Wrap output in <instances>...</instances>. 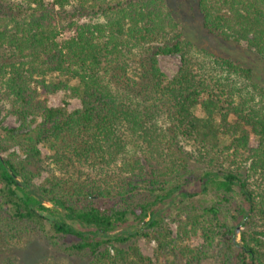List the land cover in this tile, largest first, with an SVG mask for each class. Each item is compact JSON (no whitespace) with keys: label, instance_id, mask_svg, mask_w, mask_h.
Instances as JSON below:
<instances>
[{"label":"trees","instance_id":"trees-1","mask_svg":"<svg viewBox=\"0 0 264 264\" xmlns=\"http://www.w3.org/2000/svg\"><path fill=\"white\" fill-rule=\"evenodd\" d=\"M24 2L0 0V103L20 120L0 117V253L41 230L54 245L74 238L65 247L87 264H264V85L253 69L185 38L169 0H75L72 13L71 0ZM193 9L210 34L264 61V0ZM85 13L98 18L80 22ZM168 54L181 58L171 78L158 59ZM58 90L81 108L50 106ZM40 145L56 170L35 186ZM84 166L92 174L72 176ZM208 193L209 204L196 199ZM176 197L186 218L174 237L155 206ZM191 234L202 243L185 244ZM139 238L157 242L154 257Z\"/></svg>","mask_w":264,"mask_h":264},{"label":"rangeland","instance_id":"rangeland-1","mask_svg":"<svg viewBox=\"0 0 264 264\" xmlns=\"http://www.w3.org/2000/svg\"><path fill=\"white\" fill-rule=\"evenodd\" d=\"M9 3L19 4L21 10H28V4L26 2L21 3L22 0H8ZM113 1V0H112ZM170 6L174 12L176 19L180 22L183 31L184 37L193 41L198 47L200 48H209L212 51L216 52L217 54L224 55L233 59H236L243 64L251 67L254 71V75L256 80H258L261 84L264 85V61L257 55L249 51L245 45L236 43L234 41H224L220 38L210 34L202 24V17L199 13L194 11L193 7L196 4L197 0H169ZM77 3L75 0H71L69 8H71V13L73 12V7ZM34 6V5H33ZM53 17L57 18L55 13L53 12ZM81 21H89V20H96L98 16L91 17L88 13H85L83 17H80ZM92 18V19H91ZM159 59V66L161 70L171 78L179 69L181 64L180 55L177 54H168V55H160ZM47 101L50 106H60L63 104H67L69 111L74 109L81 108L82 103L78 97L72 96L69 91L65 90H58L57 92L50 93L47 95ZM5 104L2 105L3 108L1 110V119L3 126L6 127H17L20 125V120L18 119L17 115L14 111H11V106L8 101L0 103ZM42 150V162L41 166V174L35 178L34 184L35 186H40L44 180L52 173V171L56 170V164H54L50 159H48L51 151L45 145H40ZM16 151L20 152V148L17 145L12 146L9 151ZM8 151L3 152L2 154L5 156ZM76 169H72V176H88V174H92L91 168L88 166H84L81 171ZM59 174V172L57 171ZM184 179V178H183ZM185 188L189 191H198L199 186L197 182L187 183ZM140 200L141 199H151L150 193L147 190L141 188L140 190ZM235 200L238 202H242V198L237 193L234 196ZM200 202L204 205H207L213 199L211 193L208 194H199L196 196ZM137 200V199H136ZM182 200L179 197H176L175 200L166 199L164 202L158 203L155 206V211L158 212V216L163 218L165 222L170 226L171 230L173 231V236H178V222L181 218L185 220V215L181 216L180 218L177 217L179 212V208L184 206L186 201ZM49 206L50 203L46 202ZM147 220V219H146ZM129 223L132 227L142 226L144 222L140 224L137 222L136 219L132 215H129ZM240 227V231L242 226ZM236 227V229H237ZM236 234L239 236L240 232ZM47 235L44 234L43 231L38 230L37 233H34L31 237L26 234V238L23 239L20 246L23 247H15L11 245V248L4 253H0V258H4V256L13 258L14 261H20L22 264H87L89 257L86 253H74L70 254V251L66 249L65 245H69L70 243L74 242V238L64 237L61 239L59 244L54 245V241L46 237ZM59 236V235H58ZM59 238V237H58ZM57 238V239H58ZM203 241V238L199 234H191L189 238L184 240L185 244L190 246H198ZM138 245L143 252V254L147 256L154 257L155 250L157 247V242L152 240L148 242L144 238L138 239ZM3 245H1L2 247ZM6 246V245H5ZM0 247V248H1ZM232 256V255H231ZM231 256H228L229 260ZM228 260V261H229ZM227 261V262H228ZM216 263V261H215ZM213 261L205 262L204 264H215ZM229 264L232 262L229 261Z\"/></svg>","mask_w":264,"mask_h":264},{"label":"water","instance_id":"water-1","mask_svg":"<svg viewBox=\"0 0 264 264\" xmlns=\"http://www.w3.org/2000/svg\"><path fill=\"white\" fill-rule=\"evenodd\" d=\"M236 232H237V233L240 232V227H237Z\"/></svg>","mask_w":264,"mask_h":264}]
</instances>
